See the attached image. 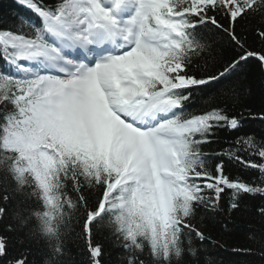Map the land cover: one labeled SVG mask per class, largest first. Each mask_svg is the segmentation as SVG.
<instances>
[{
    "label": "snow or ice",
    "instance_id": "snow-or-ice-1",
    "mask_svg": "<svg viewBox=\"0 0 264 264\" xmlns=\"http://www.w3.org/2000/svg\"><path fill=\"white\" fill-rule=\"evenodd\" d=\"M4 11L0 264H66L73 227L81 264H214L212 218L243 206L264 224V106H237L235 79L253 60L264 72V0H15ZM220 42L231 58L202 63ZM258 243L233 252L264 261V230Z\"/></svg>",
    "mask_w": 264,
    "mask_h": 264
},
{
    "label": "trees",
    "instance_id": "trees-1",
    "mask_svg": "<svg viewBox=\"0 0 264 264\" xmlns=\"http://www.w3.org/2000/svg\"><path fill=\"white\" fill-rule=\"evenodd\" d=\"M15 0H0V25L4 23L11 24L13 21L5 15V9L14 5ZM244 27V22H241L238 26L239 29ZM249 43L255 48H260V41L253 39L249 34ZM233 52L229 49L228 45L220 42L213 52L202 58L201 62L205 60L211 64L213 57L217 61L222 62L231 58ZM238 83L242 84L244 88V94L242 99L238 101L239 104H245L257 112L262 106H264V72L260 70L257 63L253 60L245 66L240 76L235 78ZM210 97H205L202 103H208ZM248 127L253 130H260L261 125L259 122H251ZM241 169L234 168L233 173L239 174ZM250 206L252 201H247ZM225 221L227 227L224 226ZM208 233L211 240L214 243H209L205 246L204 250L208 253L209 258L214 264H264L258 256H244L238 255L233 252V249L240 247H253L259 246L260 232L264 230V224H262L257 218L245 211L243 206L239 211H235L230 216H221L212 218L210 223H207ZM78 227H73L68 230L65 238V246L67 249L66 264H81L84 257L81 255L82 243L77 239ZM255 232V241L250 240L249 236ZM105 233L102 231L97 235L96 239L103 241ZM106 251L112 254L115 259L118 250L112 248L105 242ZM34 257L39 260L41 257V246L39 243L34 244ZM105 259H108L106 256ZM111 264V261L109 262Z\"/></svg>",
    "mask_w": 264,
    "mask_h": 264
}]
</instances>
